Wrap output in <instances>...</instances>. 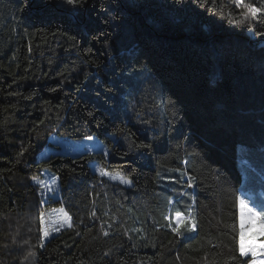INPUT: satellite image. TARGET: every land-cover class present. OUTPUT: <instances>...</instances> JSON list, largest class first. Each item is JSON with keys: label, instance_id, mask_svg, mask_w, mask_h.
<instances>
[{"label": "trees", "instance_id": "obj_1", "mask_svg": "<svg viewBox=\"0 0 264 264\" xmlns=\"http://www.w3.org/2000/svg\"><path fill=\"white\" fill-rule=\"evenodd\" d=\"M241 11L231 0H0V264L252 262L239 252L237 148L264 140V25L230 23ZM56 135L95 136L106 151L39 158ZM45 168L58 200L36 183ZM52 208L71 227L46 241Z\"/></svg>", "mask_w": 264, "mask_h": 264}, {"label": "rangeland", "instance_id": "obj_2", "mask_svg": "<svg viewBox=\"0 0 264 264\" xmlns=\"http://www.w3.org/2000/svg\"><path fill=\"white\" fill-rule=\"evenodd\" d=\"M52 144L47 147L40 155L39 158H46L51 154H70L80 155L83 153H95L97 151H106V145L97 137L93 139H71L63 136H53L51 139ZM237 157L243 171V181L241 184V197L244 198L249 206L255 207L258 211L264 209V140L262 142H240L237 148ZM91 169L101 175V167L95 160L90 161ZM109 175H103L108 179L125 184L120 179H113L117 174L124 177L120 173H111L104 171ZM126 178V177H124ZM40 186V192L45 196V199L58 200L59 196V182L56 176L48 169H43L41 178L36 180ZM42 231L47 229L49 235L45 236V240H49L52 236L59 233L63 228L71 224L69 215L63 208H52L43 214ZM186 218L181 221L179 227L185 222ZM173 223L176 224L175 216ZM245 240L244 249L246 252H251L252 246L255 245L253 237H259L264 234V227L261 226L260 218L252 221V226L249 228L245 222ZM264 243V242H262ZM262 245V244H259ZM257 261L264 260V244L263 247L255 249ZM244 257H252L250 254ZM253 258V257H252ZM252 264V262L250 263Z\"/></svg>", "mask_w": 264, "mask_h": 264}, {"label": "snow or ice", "instance_id": "obj_3", "mask_svg": "<svg viewBox=\"0 0 264 264\" xmlns=\"http://www.w3.org/2000/svg\"><path fill=\"white\" fill-rule=\"evenodd\" d=\"M79 2H82V0H67V3L70 5H75ZM231 3L235 5L236 8L241 9L240 19L232 18L231 13L228 14L229 16V22L236 25L241 26L244 25L246 22L249 25V30L254 31V29L251 27L253 21H258L260 25H264V5H261V7L257 8L255 7L251 2H246V0H231ZM259 14V15H258ZM86 139L91 140L93 137L88 136ZM101 175H109L108 173L101 171ZM113 179H120L125 184H131V181L127 178L121 177L118 174L116 176L112 177ZM239 210H240V245H239V252L242 256H248L249 254L253 257L252 264H264V260L257 261L255 257L257 256L255 248L251 250V252H246L244 249V240H245V222H247V226L250 228L252 226V221L260 218L261 226L264 227V209L257 210L255 207L249 206L247 201L244 198L239 199ZM185 213L182 211H176L175 213V221L176 224L172 228L173 232H179V225L182 220H184ZM70 219V217H68ZM165 219H169V217H165ZM41 220H43V217H41ZM169 223H171V220H169ZM189 223L191 224L192 230H195V223L189 220ZM71 227V225H69ZM44 235L48 236L49 233L47 229L44 230Z\"/></svg>", "mask_w": 264, "mask_h": 264}, {"label": "crops", "instance_id": "obj_4", "mask_svg": "<svg viewBox=\"0 0 264 264\" xmlns=\"http://www.w3.org/2000/svg\"><path fill=\"white\" fill-rule=\"evenodd\" d=\"M264 231V230H263ZM261 237H264V234L263 235H260L259 237H253L252 239L254 240V242H255V245L254 246H252V248H255V249H258V248H261V247H263V244L264 243H262V242H264V241H260L259 240V238H261ZM259 244H262V245H259Z\"/></svg>", "mask_w": 264, "mask_h": 264}, {"label": "water", "instance_id": "obj_5", "mask_svg": "<svg viewBox=\"0 0 264 264\" xmlns=\"http://www.w3.org/2000/svg\"><path fill=\"white\" fill-rule=\"evenodd\" d=\"M260 43H261V41L258 42V44H260Z\"/></svg>", "mask_w": 264, "mask_h": 264}]
</instances>
